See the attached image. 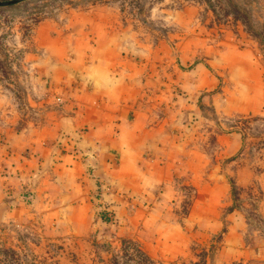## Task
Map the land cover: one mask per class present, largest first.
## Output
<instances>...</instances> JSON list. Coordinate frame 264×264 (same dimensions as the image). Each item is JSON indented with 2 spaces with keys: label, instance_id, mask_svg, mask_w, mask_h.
Returning a JSON list of instances; mask_svg holds the SVG:
<instances>
[{
  "label": "rangeland",
  "instance_id": "obj_1",
  "mask_svg": "<svg viewBox=\"0 0 264 264\" xmlns=\"http://www.w3.org/2000/svg\"><path fill=\"white\" fill-rule=\"evenodd\" d=\"M100 41H118L122 76L142 60L154 73L169 66L163 114L168 135L185 140L183 164L146 201L100 183L86 205L64 196L27 206L0 223V264H264V0L1 3L0 126L60 113L58 90L73 97L90 82ZM199 61L216 77L210 88L191 77ZM176 68L187 74L177 79ZM192 136L204 137L213 189L183 166Z\"/></svg>",
  "mask_w": 264,
  "mask_h": 264
},
{
  "label": "crops",
  "instance_id": "obj_2",
  "mask_svg": "<svg viewBox=\"0 0 264 264\" xmlns=\"http://www.w3.org/2000/svg\"><path fill=\"white\" fill-rule=\"evenodd\" d=\"M116 44L100 41L90 82H82L73 97L61 86L58 91L67 100L47 123L23 129L0 126V223L41 200L67 196L74 206L86 205L100 183H113L114 189L137 193L146 201L151 192L159 191L160 196L161 184L183 164L182 159L177 162V152L185 140L168 135V116L163 114L168 113L169 92L163 83L169 66L162 64L154 73L152 61L142 60L139 70L134 66L122 76ZM174 72L177 79L187 74L178 68ZM190 74L196 86L215 84V75L202 61ZM63 77L53 80L58 83ZM198 138L204 137L192 136L195 156L183 166L191 170L199 188L213 189L219 183L216 169L203 161L209 155Z\"/></svg>",
  "mask_w": 264,
  "mask_h": 264
},
{
  "label": "water",
  "instance_id": "obj_3",
  "mask_svg": "<svg viewBox=\"0 0 264 264\" xmlns=\"http://www.w3.org/2000/svg\"><path fill=\"white\" fill-rule=\"evenodd\" d=\"M12 1H17V0H10V1H0V4H1V3L12 2Z\"/></svg>",
  "mask_w": 264,
  "mask_h": 264
}]
</instances>
